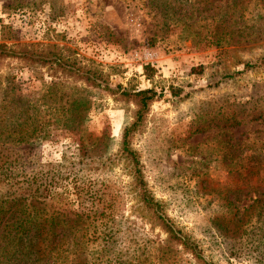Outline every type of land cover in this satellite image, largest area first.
I'll return each mask as SVG.
<instances>
[{"label": "rangeland", "instance_id": "374dc122", "mask_svg": "<svg viewBox=\"0 0 264 264\" xmlns=\"http://www.w3.org/2000/svg\"><path fill=\"white\" fill-rule=\"evenodd\" d=\"M0 43L51 51L0 60V93L31 101L56 84L89 103L83 131L56 129L36 151L41 166L67 161L50 189L56 208L80 210L71 177L107 186L115 217L100 264H264V0H0ZM59 57L96 86L62 77ZM145 89L162 98L130 147L155 211L120 152L136 110L123 92ZM232 148L244 159L230 164ZM258 153L259 175L243 183L236 173ZM79 155L94 165L69 180Z\"/></svg>", "mask_w": 264, "mask_h": 264}, {"label": "trees", "instance_id": "16d2710c", "mask_svg": "<svg viewBox=\"0 0 264 264\" xmlns=\"http://www.w3.org/2000/svg\"><path fill=\"white\" fill-rule=\"evenodd\" d=\"M193 1L190 0L191 3ZM47 51L48 47L36 51L33 44L0 43V60H47L46 57L51 56V51ZM53 63L61 69L62 77L75 76L96 86L94 74L85 72L81 75L70 61L59 57ZM260 63L264 64V57ZM244 66L249 69L255 65L246 63ZM147 70L149 67L146 66ZM239 74L226 75L224 79L230 80ZM6 93H0V264H100L108 255L115 217L111 202L104 198L107 186L103 183L101 187L104 188L100 189L94 186V182L81 184L71 177V190L80 210L56 208L50 189L63 180L55 169L65 167L67 161L64 159L59 166H41L36 151L37 143L47 140L56 129L83 131L88 101L83 96H69L65 86L56 84L47 87L38 99L31 101ZM123 95L135 103L136 110L132 121L122 129L120 152L126 155L133 168L132 176L139 189L141 203L155 211L158 204L142 182L139 162L130 143L149 106L162 98V94L154 89H145L123 92ZM231 152L230 164L244 159L237 148H232ZM80 156L67 165L70 170L66 178L69 180L75 171L74 166L94 165L86 163ZM245 158L249 160L246 163L252 165L242 166V171L236 173L243 183L249 182L252 176L257 177V168H261L258 167L261 165L259 153L246 154ZM257 179L264 183V179ZM263 193L259 195L263 196ZM179 242L194 251L191 243L180 239Z\"/></svg>", "mask_w": 264, "mask_h": 264}]
</instances>
